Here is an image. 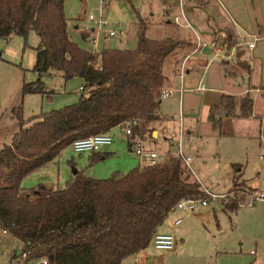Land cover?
I'll use <instances>...</instances> for the list:
<instances>
[{"label":"trees","instance_id":"16d2710c","mask_svg":"<svg viewBox=\"0 0 264 264\" xmlns=\"http://www.w3.org/2000/svg\"><path fill=\"white\" fill-rule=\"evenodd\" d=\"M63 5L64 0H0V38L21 36L24 47L30 32L39 39L33 66L37 79L22 83L24 94H45L43 78L57 71L65 80L78 76L83 82L72 104L27 120L22 103L12 108L18 130L0 148V225L22 241L26 264L44 257L46 264H120L150 245L178 200L207 196L179 156L169 152L156 163L107 178L78 171L63 189H24L21 182L74 140L109 132L130 117H140L133 134L145 133L168 83L165 59L180 41L150 38L141 25L135 48L92 54L70 37ZM227 36L231 48L235 40ZM252 104L250 94L222 95L209 111V122L220 129L227 118L249 116ZM26 122L31 124L24 128ZM100 158L96 154L90 164ZM229 206L239 207L236 202Z\"/></svg>","mask_w":264,"mask_h":264},{"label":"crops","instance_id":"0c3cea01","mask_svg":"<svg viewBox=\"0 0 264 264\" xmlns=\"http://www.w3.org/2000/svg\"><path fill=\"white\" fill-rule=\"evenodd\" d=\"M140 1L146 8L145 15L148 20L147 22H141L139 27L141 25L145 26L146 35L149 36L147 33H152L154 36L165 34L163 37H149H172L180 41V46L167 56L163 66L164 73L168 78V83L164 88L174 89L173 95L160 99L156 118L147 124L145 133H135L134 136L142 140L146 149L156 151L162 156L169 152L173 153L176 150V144L179 143L183 155L190 157L187 164L188 168L205 191L221 194L235 186L264 191V185L259 184L257 181L248 184L247 162L243 159L244 151L248 149L249 145L253 146L254 140L255 144L257 142V148L259 146L264 152V0ZM180 7L183 8L185 14L181 22L185 23L187 21L190 24L189 27L175 24L171 20V15ZM84 12L85 10L83 15ZM159 14L162 16L161 22L163 25L156 24V26H153V19L157 18ZM77 17L78 20L83 18L82 15ZM76 25H74V29L79 30ZM67 28H69L68 23ZM68 32L71 33L69 29ZM120 32L125 34L128 31L125 28ZM79 33L83 41L90 45L86 34L81 30H79ZM227 34L231 35V40H235L231 48H228ZM241 36H244L247 42L253 41L254 46L250 48L247 43H241L239 40ZM198 38L205 43L211 39H224V44L216 48L206 44L198 47ZM88 47L83 48L87 49ZM204 47L207 48L205 51H203ZM214 50L225 51L219 62L205 56ZM182 65L184 74L180 77L179 70ZM20 72L21 70L17 67V64L11 61H7L0 72V114H2L0 115V136L7 134L9 142L14 135L16 125L11 119L14 123L4 127L2 118L6 114L7 117L11 118L9 112L12 111L13 107L22 103V99L29 94L22 92ZM80 82L79 89L83 86L81 78ZM226 94L238 96L250 94L253 98L251 114L247 117L227 118L220 129H214L208 119L209 111L211 107L218 106L221 96ZM115 129H118L116 133L113 132ZM109 134L112 135V143L102 146L95 152H84L80 163V167L83 168L75 170L71 176L66 178L65 185L74 179L78 171L89 176L90 174L87 175L86 170H90L92 174L89 177L107 178L114 172L124 173L126 168L130 169L147 164L145 157H136L133 153L130 139L123 134L119 125L112 128ZM183 136L187 139L192 137L191 147H187L186 144L184 148L181 140ZM115 140L117 143H114ZM197 143L198 145H196ZM208 149L214 152L213 155L217 156L216 162L221 166L205 173L202 164H204L205 153ZM192 150L198 156V162L194 161L192 154L188 152ZM96 154L101 155V158L90 164ZM114 159L117 160V166L113 165ZM126 160L129 161L124 163ZM46 166L32 173L39 172L42 169L46 170ZM120 167L126 168L120 169ZM42 174L39 178L41 182H38V185L50 189H56L54 188L55 185L58 187V177L51 182L44 180ZM21 187L30 189L31 186L22 180ZM34 187L36 186L31 188ZM230 204L215 203L216 208L212 207L215 210L218 223L220 221L219 216L229 214L230 219L233 218L238 225L256 228L258 231L254 236L255 246L259 250L258 238L261 235L260 224L264 202L261 201L260 204L246 209L243 206L234 209L229 206ZM208 208L209 206L197 207L191 213L197 211L196 214L200 215L204 211H208ZM186 217L187 214L184 211L173 209L157 231L172 232L176 239L178 233L183 235V229L179 227L183 225ZM179 218H182L181 222L174 225ZM227 230L241 241L249 238L244 234L235 233V230L231 227ZM183 240V238H180L179 242ZM176 246L177 240L174 249L171 251H174ZM22 248L23 243L21 248L16 251L17 255H20L19 251ZM146 250L145 248L131 256L135 257L134 260L137 263L140 259H143V263L145 261L147 264H153V259L148 256ZM251 250L254 251L252 255H256V250ZM226 251L230 250L223 249L222 252L227 253ZM255 258L256 262L258 256H255Z\"/></svg>","mask_w":264,"mask_h":264},{"label":"rangeland","instance_id":"374dc122","mask_svg":"<svg viewBox=\"0 0 264 264\" xmlns=\"http://www.w3.org/2000/svg\"><path fill=\"white\" fill-rule=\"evenodd\" d=\"M105 8L101 14L102 18L109 22H119L122 24L123 28H127V33H119L118 37L111 38L108 41H100L99 49L104 46L106 48H119V49H133L136 47L137 43V30L141 22H147L146 8L142 5L140 0H106ZM98 6V0H65L64 2V13L68 19V29L71 32L70 36L72 40L77 42L82 47H87L89 45L84 42L79 33L80 26L83 25L82 20H78V15L83 16V11H93L97 14L95 10ZM83 8V9H81ZM162 16L159 14L157 18H154V25H163L161 22ZM78 24L79 30L74 29V25ZM74 30V31H73ZM149 36H154L152 33H147ZM165 36L155 35L154 37ZM39 39L34 34L30 32L27 38V46L24 47V40L21 36L11 35L9 38H0V72L1 68L5 66L7 61H11L17 64V67L21 70L20 79L25 83L33 82L37 79V73L33 71V66L36 60L35 47L38 45ZM225 51H217L205 55L208 59L214 61H220L222 55ZM201 55V54H200ZM165 71V69H163ZM205 81V80H204ZM203 81V82H204ZM43 89L46 91L45 94H27L24 99H22V111L23 118L25 120L31 118L32 116L38 115L41 112H46L53 109L61 108L65 105L72 104L76 102L82 90L79 89L81 85L80 78L75 76L69 80H65L63 74L59 71L54 72L52 75L43 78ZM205 84V82H204ZM14 93V92H13ZM11 118L7 117V114L2 118V124L5 126H10L15 122L16 128L14 133L17 132L18 126L17 122L12 118V111L9 112ZM2 115V114H0ZM13 119V121L11 120ZM31 123L26 122L24 128L28 127ZM118 129L113 132L116 133ZM112 132V133H113ZM7 138V139H6ZM182 144H187V147L192 146V137H182ZM9 139L7 134L0 136V148L4 144H8ZM114 143H117L115 140ZM198 145V143L196 144ZM192 154L193 160L198 162V156L194 154V151H188ZM213 151L208 149L205 153L204 164H202V169L205 173L211 172L215 167L221 166L217 164V156L213 155ZM264 152L261 148H257V142L253 141V146L248 147L244 151L243 159L247 162V175H249L248 184L252 181H257L259 184L264 185V159H260L259 155ZM84 153H76L71 149V146L64 148L60 154L55 158L54 161L47 164L46 170L42 169L39 172L32 173L25 177L23 181H26L27 185L39 186L38 182H41L39 178L46 181H55L57 177L58 187L55 185L54 188L63 189L65 188V180L75 170H80V163L83 159ZM131 157V156H130ZM134 157V156H133ZM136 157H138L136 155ZM114 166H117V160L114 159ZM126 160L124 163H127ZM119 168V167H118ZM126 168V167H120ZM131 169V168H130ZM130 169H125L128 171ZM42 171V172H41ZM86 174H92L90 170H86ZM89 175V176H90ZM208 178V177H207ZM209 179V178H208ZM26 186V185H24ZM29 187V188H31ZM249 189H243L241 187H234V193L240 194L238 201L249 192ZM209 192V191H207ZM264 194V191L260 190ZM212 193V192H209ZM216 194V193H212ZM223 194V193H221ZM220 195V194H216ZM242 200V199H241ZM264 202V200H261ZM261 201H255L251 204L242 205L243 208L254 207L261 203ZM215 203L224 205L219 199H210L208 211H204L202 214H196L197 211L193 213H185L187 217L184 219L183 225L179 228L183 229V235H176L177 246L174 251L165 252L156 249L152 243L146 248L148 256L152 257L153 264H264V211L260 224L261 235L258 238L259 250L255 246L254 236L257 233L256 228L245 227L241 224H237L236 221L230 215H222L218 218L215 216ZM216 208V207H215ZM232 228L235 233L244 234L246 237L243 241L239 240L233 234H231L227 229ZM174 235V234H173ZM183 238L182 242L179 239ZM22 242L12 235L9 231L3 232V227L0 225V264H23L24 260L21 255H17L16 251L21 248ZM223 249L230 250L223 253ZM256 250V255L250 254V250ZM160 256V258H159ZM255 256H258L255 262ZM135 257H126L120 264H147L143 259H140L137 263L134 260ZM159 258V259H158ZM127 259V260H126ZM155 261V262H154ZM26 264V263H25Z\"/></svg>","mask_w":264,"mask_h":264},{"label":"built area","instance_id":"2783aa9c","mask_svg":"<svg viewBox=\"0 0 264 264\" xmlns=\"http://www.w3.org/2000/svg\"><path fill=\"white\" fill-rule=\"evenodd\" d=\"M105 1L106 0H98V6L95 9L97 11V14H95L93 11L84 12L83 18L81 19L83 21V25L80 26V29L86 34L89 39L91 47L88 50L92 54L99 53L100 49L98 48V46L101 40L104 42L108 41L111 38L118 37L120 31L123 28L122 24L119 22L109 23L102 18L101 14L106 6ZM183 17H185L184 10L182 7H180L176 12H174L173 15H171V20L175 24L189 27L190 24L187 21L185 23L181 22ZM76 28L79 29L78 24L76 25ZM239 40L243 44L247 43L250 48L254 46V42L245 41L244 36H241ZM205 44L212 48H216L218 46V40L211 39L205 43L198 38V47ZM183 74L184 68L182 65L179 70V76L182 77ZM80 89H83V86H81ZM173 93L174 89L163 88L160 92V99L171 97ZM139 123L140 117L133 116L124 120L119 126L121 127L123 134L129 137L130 146L133 153L137 156L145 157L147 159V164L156 163L163 156L158 154L156 151L146 149L142 140L139 137H135L133 134L134 127ZM112 140V135L109 134V132L95 133L87 137L74 140L71 144V149L76 153L95 152L98 151L102 146L111 144ZM173 154L179 156L186 165L188 164L190 157L183 155L179 143L176 144V150L173 152ZM259 157L261 159H264V153ZM205 193L207 194V196L205 197L182 198L175 203L173 209H179L184 211L185 213H190L197 207L207 206L209 204V200L213 198L219 199L225 205L236 202L239 206H242L244 204L252 205L255 201L264 200V194L255 189L247 192V194L241 198L242 200L240 199L239 201L238 198H240L241 195L234 193V190L227 191L220 195L212 194L207 191H205ZM181 220L182 218L177 219L174 225L181 222ZM3 232H6V230H3ZM151 243L156 249L162 251H171L175 247L176 239L172 232L156 231L152 236ZM250 253L254 254V251L251 250ZM27 254L28 250L25 248L21 253L22 259L24 261L27 258ZM46 263L47 259L44 257L40 259L36 264Z\"/></svg>","mask_w":264,"mask_h":264},{"label":"water","instance_id":"95a60500","mask_svg":"<svg viewBox=\"0 0 264 264\" xmlns=\"http://www.w3.org/2000/svg\"><path fill=\"white\" fill-rule=\"evenodd\" d=\"M224 44V39H220V40H218V46L219 47H221L222 45ZM207 48L206 47H204V49H203V51H205ZM160 102V101H159ZM22 249H21V251H19L20 252V254L22 253Z\"/></svg>","mask_w":264,"mask_h":264}]
</instances>
